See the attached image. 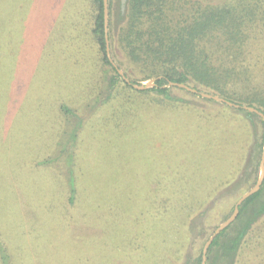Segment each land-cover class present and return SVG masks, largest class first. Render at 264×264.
I'll return each instance as SVG.
<instances>
[{
  "label": "rangeland",
  "instance_id": "1",
  "mask_svg": "<svg viewBox=\"0 0 264 264\" xmlns=\"http://www.w3.org/2000/svg\"><path fill=\"white\" fill-rule=\"evenodd\" d=\"M126 1H113L112 59L132 83L156 81L161 76L142 80L119 45ZM198 1L220 4L226 0ZM69 10L66 0H0V231L5 246L15 264H108L109 260L111 264H169L153 259V244L156 250L162 235L146 208L154 209V191L159 189L156 178L180 174L192 176L201 190L213 191L218 186L206 201L208 210L195 215L180 262L196 264L207 237L258 180L264 128L247 119L242 158L237 160L232 153L229 158L236 162L233 177L224 183L225 175L210 174L208 184L198 187V179L206 176L199 164L220 157L221 151L231 147L230 138L236 142L235 126L245 112L178 86H170V94L178 99H167L168 104L153 101L159 97L156 92L141 94L120 86L109 104L92 106L91 90L103 73L93 60L91 38L83 29L76 31V17ZM259 25L261 30L250 38L244 62L249 65V85L264 88V25ZM62 101L77 111L71 123L61 118ZM207 122L213 125L211 129ZM65 125L70 131L77 125V137L69 141H75L74 152L60 155L55 142ZM223 137L229 144L222 143ZM69 153L72 164L68 162V167ZM218 169L214 165L211 171ZM71 173L77 192L74 219L70 215L67 221L63 216L68 200L66 178ZM263 202L264 190L254 209ZM250 207L229 231L238 232ZM130 210H140V219L144 218L138 228L131 225L134 233L135 229L147 231L149 246L142 260L134 259L130 253L135 250L127 246L116 248L115 254H125L118 259L110 251L113 244L129 238L127 231L132 227L126 216ZM167 218H174L173 212ZM164 236L172 252L178 241ZM262 241L264 214L254 223L236 264H264Z\"/></svg>",
  "mask_w": 264,
  "mask_h": 264
},
{
  "label": "trees",
  "instance_id": "2",
  "mask_svg": "<svg viewBox=\"0 0 264 264\" xmlns=\"http://www.w3.org/2000/svg\"><path fill=\"white\" fill-rule=\"evenodd\" d=\"M113 1L109 0L110 41H113L111 31ZM66 6L72 10L71 12L76 17V31L83 29L91 38L90 44L95 52L93 60L103 73L91 90L93 95L89 99L92 106L109 104L120 86H125L141 94L156 92L160 98L158 97L159 100L153 98V101H158V104H168L167 99H178L170 94L171 87L166 86L169 81H174L186 83L199 91L217 94L232 102L252 106L264 112V88L252 86L253 84L249 85V65L244 62L250 38L261 30L260 23L264 25V0H226L220 4L203 3L198 0H127L124 12L126 21L118 30V41L127 59L134 63L139 73L142 74V80L161 76L156 79L155 86L147 90L135 89L118 72L117 66L108 57L104 25V0H66ZM120 13L122 16L123 11L120 10ZM78 62L82 63V60L79 59ZM107 66H110L109 69ZM139 81L133 80V83H139ZM121 105L126 106L125 103H121ZM224 105L231 108L228 104L224 103ZM158 108L162 109L161 106ZM240 110L245 112V116H237L240 119L238 125L235 126L236 142L234 143L230 138L231 147L225 151L219 149L221 155H219L220 157L214 156V164L212 160H210L211 163H208L209 160H207V162L199 164L201 169L203 166L206 176L198 179V187L202 186L203 188L208 184L211 178L210 174L225 175L228 180L224 183H228L233 177L236 162L229 158L232 154L236 155L237 160L242 158L246 144L244 137L246 138L248 133L247 119L259 122L264 128V121L257 113L244 108H240ZM59 112L67 124L71 123L72 117L77 114L76 109L66 101L60 103ZM166 118L170 121L167 116ZM211 120L208 118L207 121ZM212 126L207 122L208 129H211ZM72 127L75 129L70 131L65 125L60 139L55 142L60 155L74 152L78 126ZM225 137L222 138V143L229 144ZM72 140L75 141L69 142ZM232 144H234L233 147ZM67 158L68 166V162L70 165L72 164V154L69 153ZM50 159H47L46 163L50 162ZM220 162L221 164H219ZM214 165H217L219 169L212 172L211 169ZM156 179L159 189L154 191V209L146 208L148 215L152 219H156L158 235H162V238L156 242V250L153 244V259H156L157 262L162 260L169 264H180L190 238L189 232L195 225L194 217L198 212L205 213L208 210L204 208L207 204L206 201L217 193L215 188L218 186H211L213 191L208 188L209 185L206 187L208 189L201 190L193 184L192 176L184 177L180 174L172 177L164 174ZM162 179H164V184ZM66 182L68 200L65 202L63 216L67 221H70V215L71 218L73 217L72 209L77 192L75 177L72 173L66 178ZM189 185H194L195 188L193 186H191L192 189L187 188ZM263 190L264 185L240 206L237 219L246 212L249 206H251V213L238 232L229 231L233 225L231 224L217 235L208 250L207 264H222L223 262L224 264H236L242 249L248 244L247 237L253 229L254 223L264 214V202L254 209V202ZM233 210L234 206L231 212ZM172 212L174 218L168 219L167 215ZM127 214L130 226L138 228L140 221L144 219H140V210L135 213L130 210ZM131 215L134 218L133 222ZM133 227L132 229L128 228L129 238L126 241L116 243L120 245L113 244L112 250H110L113 257H124L125 254L120 252L115 254V251L119 246H127L135 250L130 253L134 259L142 260V254L149 246L147 238L144 236H148L147 231L135 229L134 233ZM163 234L171 235L174 241H178V244L173 246L172 252L166 247L167 238L163 237ZM262 242L264 244V241ZM5 244L6 240L0 231V264H15L16 261L10 251L8 252ZM102 248L105 251V247L102 246ZM202 250L196 257V264H201ZM262 257L264 258V252ZM108 264H111L110 260ZM119 264H123V262H119Z\"/></svg>",
  "mask_w": 264,
  "mask_h": 264
},
{
  "label": "water",
  "instance_id": "3",
  "mask_svg": "<svg viewBox=\"0 0 264 264\" xmlns=\"http://www.w3.org/2000/svg\"><path fill=\"white\" fill-rule=\"evenodd\" d=\"M124 1H126V0H123V3H124ZM123 9H124V6H123ZM104 25H105V36H106V42H107V46H106L107 54H108V57L111 60V62H113V64L116 65L112 59V56H111V47H110V40H109V0H104ZM118 72L124 77V79L127 82H129L130 84L133 85V87H135L136 89H139V90H144V89L153 87L156 84L155 80H150L146 84L132 83L121 69H118ZM166 86H178L180 88H184L186 90H189L193 93L200 94L201 96H203L205 98L212 99L215 101H219V102L228 104L229 106H232L235 108H244V109L249 110L251 112L257 113L264 121V112L260 111L259 109L255 108V107L248 106V105H240V104H237V103L232 102L230 100H227V99H225V98H223L217 94L199 91L198 89L193 88L192 86H190L186 83L169 81L168 85H166ZM260 167H261V172H260V176H259L258 180L256 181V183L250 189H248L246 192H244L240 196V198L237 200V202L235 204V208H234L232 214L228 218H226L224 221H222L214 229L212 234L206 240L204 247H203V250H202L201 264H207L208 250H209L212 242L217 237V235H219L223 230H225L228 226H230L237 219V217L240 213V206L243 204V202L247 198L252 196L253 194L257 193L261 189V187L264 183V148H263V152H262V156H261Z\"/></svg>",
  "mask_w": 264,
  "mask_h": 264
}]
</instances>
